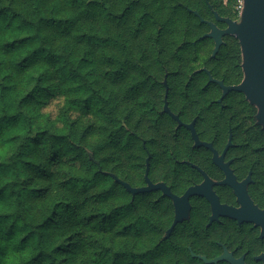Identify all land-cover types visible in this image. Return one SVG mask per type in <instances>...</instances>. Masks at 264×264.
<instances>
[{
  "label": "trees",
  "instance_id": "16d2710c",
  "mask_svg": "<svg viewBox=\"0 0 264 264\" xmlns=\"http://www.w3.org/2000/svg\"><path fill=\"white\" fill-rule=\"evenodd\" d=\"M237 1L151 0L154 10L140 15L143 0H105L113 5V10L106 13L107 22L116 28L134 22L133 37L150 32L169 12L176 19L165 29H156L155 43L163 40L166 45L159 49L156 58L141 56V65L132 66V70L139 73L138 79L124 93L121 104L135 103L123 112L113 110L109 123L114 130L107 132L106 145L103 126L88 124L84 131L96 133L87 137L86 142L91 147L84 150L81 144H75L68 151H78L66 160L67 153L57 145H62L71 130L82 127L93 114V98L88 97L78 105L59 90L44 88L45 81L34 75L42 58L54 65L61 57L45 47L38 35L21 34L30 31L31 21L21 20L13 27L24 12L10 6L27 7L33 2L45 4L49 0H0V80L13 78L15 73V82L3 85L4 92L12 93L3 103L17 109L0 115V136L14 133L8 143L0 140V159L4 158L6 149L11 151V143L19 137L34 146L32 154L36 157L23 161L22 166L29 175L21 178L18 185L13 184L11 191L10 185L0 180V226L11 221L8 233L18 235L23 231L20 245L35 251L32 259L24 264H202L191 257L190 251L207 257L219 254V251L209 252L213 249L201 250L205 246L201 242L217 240L203 236L205 204L193 203L190 222L176 226L169 238H165L173 215L169 199L159 191L133 196L119 181L131 188L145 186L147 161L149 181L165 183L174 194H181L188 186L201 181L199 172L186 162L218 177L209 150L193 147L189 131L178 127L177 122L163 112V82L168 89L169 111L183 124L195 120L199 140L221 150L231 130L232 146L227 155L234 159L239 179L247 167L261 166L264 162V130L255 124L256 108L238 92L228 93L217 103L221 89L209 82V76L226 86L242 81L238 41L224 37L217 55L212 58L214 43L202 38L209 32L207 22L225 28L223 23L215 21L214 12L222 18L238 19L234 9ZM120 5H124L122 10H118ZM96 6L97 0H90L89 7ZM62 23L68 22L40 17L41 29L59 27ZM67 32L65 28L63 34ZM173 36L178 39H171ZM184 36L187 39H183ZM173 46L171 57L161 60ZM81 63L88 61L81 58ZM126 78V72H118L110 83L120 85ZM100 112L102 108L97 109V113ZM117 114L122 119H116ZM25 117L30 120V126H25ZM42 144H48L50 151L40 161ZM101 145H104L102 149ZM250 150L254 153L250 154ZM16 155L20 157L24 153ZM81 168L91 176V181L67 173L66 179H58L62 169L79 171ZM6 172L7 166L0 165V173ZM22 195L24 200L19 199ZM13 197L17 198L14 206L9 204L13 210L5 213L3 206ZM25 202L27 208L23 206ZM19 221L25 223L19 226Z\"/></svg>",
  "mask_w": 264,
  "mask_h": 264
},
{
  "label": "clouds",
  "instance_id": "9594fccd",
  "mask_svg": "<svg viewBox=\"0 0 264 264\" xmlns=\"http://www.w3.org/2000/svg\"><path fill=\"white\" fill-rule=\"evenodd\" d=\"M89 4L90 0H76L75 3H73V0H49L45 4L33 2L27 7L20 4L10 6L17 11L23 10L24 12V15L14 22L13 27L19 25L21 20L31 21L30 31L21 34L38 35L45 42V47L55 50L61 57L60 62L54 65L45 62L43 58L40 60L34 75L40 76L45 81L43 87L59 90L66 99L76 100L78 105H82L88 97L93 98V114L84 121L82 127L72 129L62 145H57L67 153L65 155L66 160L78 151H68V148H74L75 144H81L84 150L91 147L86 142L87 137L89 134L96 133L92 130L84 131V129H87L88 124L103 126L102 134L104 145H106L109 139L107 132L114 130L113 125L109 123L114 115L113 110L123 112L125 108L130 109L135 103V101H132L126 105L121 104L124 93L138 79L139 73L133 71L132 66L141 65V56L150 57L152 60L156 58L159 49L166 47L163 40L160 44L155 43L156 29L163 30L172 25L176 19L169 12L168 16L160 19L150 32L133 37L132 33L136 26L134 22H129L120 28H116L114 24L107 22L106 13L113 10L111 3H105V0H97L96 7H89ZM100 4H103L104 7L100 8ZM143 4L144 6L139 12L140 15L144 11L154 10L151 0H143ZM123 7L124 5H120L118 10H122ZM10 16L11 12H9ZM41 16L61 22L67 21L68 23H62L59 27L54 25L52 28L41 29ZM3 23L6 24L7 20ZM65 28L68 29L67 34H63ZM37 29L41 30L37 31ZM149 36L152 37L151 40L148 39ZM171 39H178V37L173 36ZM183 39H187V36H184ZM172 52H174V46L168 48L160 59H169ZM81 58H85L88 63L82 64ZM118 72H126L127 78L120 85H112L110 80ZM73 73L76 75H73ZM105 73L108 74L107 77L104 76ZM14 76L15 73H13V78L0 80V115H7L10 109L12 112L17 110L14 105L3 103L4 98L12 95L11 92H4L3 85L14 83ZM118 105L120 106L119 109H117ZM100 108L103 109V112L97 113V109ZM116 119H122V116L117 114ZM24 124L30 126L28 117H25ZM13 134L7 132V134L0 136V140L8 143ZM104 145L100 146L101 149ZM33 147L23 137H19L11 143V151L6 149L4 158L0 159V165L7 166V172L0 173V180L10 185V191L13 184L18 185L21 178H26L29 175L22 165L25 159L36 158L32 154ZM40 151L43 155L39 157V160L42 161L50 151L49 145H40ZM17 152L24 153V155L17 157ZM253 159L256 158L253 157ZM261 167L264 168V162H262ZM65 173L81 176L83 181H91V176L87 175L83 168L79 171L62 169L58 179H66L67 175ZM16 190L20 191L18 187ZM24 191L26 195V189ZM19 199L24 200V195L20 196ZM16 200L17 198L13 197L8 204L3 206V211L5 213L12 211L13 208L9 207V204L14 206ZM23 206L27 208V202ZM24 223L25 221H19L18 225L22 226ZM8 224H11V221H8ZM8 224L0 226V264H24L25 261L32 259L35 251L32 247L25 249L24 246L20 245V237L25 233L20 231L18 235L9 234L7 231Z\"/></svg>",
  "mask_w": 264,
  "mask_h": 264
},
{
  "label": "water",
  "instance_id": "95a60500",
  "mask_svg": "<svg viewBox=\"0 0 264 264\" xmlns=\"http://www.w3.org/2000/svg\"><path fill=\"white\" fill-rule=\"evenodd\" d=\"M243 8L240 13L239 19L231 20L229 18H222L217 13L214 12V17L216 22H221L226 25L225 28L220 29L213 22H207L209 26V32L204 34L202 38H209L214 43V48L211 57L214 58L220 47L223 44V38L230 36L238 41L241 52V68L243 73L242 81L237 85L226 86L222 81H217L209 76V82L216 83L222 90L221 97L218 102L229 92H238L243 94L245 100L252 106L256 108L255 120L256 124L264 129V0H242ZM197 15L196 12H193ZM204 70V69H203ZM165 85V98L163 112L170 115L172 119L178 122V126L182 123L179 122L177 116L171 114L168 109L166 94L167 87ZM189 129L191 137L194 142L195 147H205L213 151V163L222 168L225 172L226 178L219 184L230 185L235 190L238 199L241 201L250 202L247 193L245 191L246 181L242 183H236L232 173L228 170V164H223V155L218 157L217 153L213 150L211 144L199 141L195 129L194 123L185 126ZM231 145V136H229L225 150ZM148 161L146 162L145 170V181L146 185L141 188H131L128 184L119 181L123 187L130 192L133 196L141 193H149L151 191H161L164 196L169 197L175 206V216L170 229L167 231L168 236L174 226L181 222L187 217L189 210L188 199L190 196H204L209 200L213 207L224 210V215L231 217L232 219H237L241 222L239 218L240 210H234L232 208H225L224 206H219V202L215 194L211 190L212 183L205 175L204 182L199 186L190 187L184 193L183 196L177 197L173 195L169 188H167L163 183L153 184L148 179ZM251 203V202H250ZM256 212V211H255ZM255 218L259 220L258 225L261 226V236L264 237V211H257ZM213 219V218H212ZM211 219V220H212ZM253 218L244 220L251 222ZM194 256V255H192ZM206 263H217L219 261H229L232 264H240V261H235L231 258L229 254L224 252L221 256L207 261L205 257H199ZM259 260L264 264V254L258 257Z\"/></svg>",
  "mask_w": 264,
  "mask_h": 264
},
{
  "label": "flooded vegetation",
  "instance_id": "af4514ba",
  "mask_svg": "<svg viewBox=\"0 0 264 264\" xmlns=\"http://www.w3.org/2000/svg\"><path fill=\"white\" fill-rule=\"evenodd\" d=\"M221 94H222V90H221ZM218 100L217 103H221L218 102ZM192 122L194 123V129H195V120H192ZM192 122L188 124L182 123L181 126H178V122H177V126L184 127L186 130L189 131V129H187L185 126L191 124ZM255 124H256V120H255ZM229 136H231V145L228 149L225 150ZM227 142L224 148L221 150L215 149L210 142H205V143L211 144L213 150L217 153L218 157L223 155L222 162L223 164H228V170L232 173V176L234 177L236 183H242L243 181L247 180L245 185V191L251 203L239 200L237 194L235 193V190L230 185L219 184L226 178L225 172L222 168H220L219 166L213 163V151L205 147L202 148L209 150L211 154L210 160L213 165L214 172L215 174L218 175V177L208 175L204 170L199 168L197 165L192 164L190 162H186V164L189 165L192 169H195L199 172L201 176V181L199 183L188 186L181 194L172 193L171 189L163 182H158V183H163L167 188H169L170 192L173 195L177 197H181L184 195V193L187 191L188 188L201 185L204 182V175H205L211 182H213L211 186V190L217 197L219 206H224L225 208H232L234 210H240L239 218L241 222H239L237 219H232L231 217L224 215V210L218 209L217 207H213L212 203L209 200H207L204 196H190L188 199L189 210L187 217L183 219L181 222L177 223L174 226V228L178 225H182L190 222L191 213L194 208L193 203L196 206L198 203H201L202 205L205 204L206 207L204 209H205L206 218H205V222H203L202 225L203 236L208 238L212 236L214 238H217V240H215L214 242H212L211 240L201 242V244L205 245L201 250L208 251L209 249H213V251H209V252L219 251L218 255H215L213 257H207L206 255H202V254L195 255L188 248L192 258L198 259L199 261H201L202 264H214V263H206L203 260L199 259L198 256L205 257L207 261H210L221 256L224 252H226L231 256L233 260L240 261V264H263L262 261L258 259V257L264 254V237L261 236V231H262L261 226L258 225L259 220L255 218V214L257 211H264V168H262L260 165H256L254 167L249 166L246 168L243 177L239 179V177L235 173V168L233 166L234 159L231 157L229 158L227 155L229 149L232 146L231 130L228 131ZM193 147H195L194 142H193ZM195 148H200V147H195ZM248 152L250 154L254 153V151L251 150ZM253 169H255L256 172H254ZM153 184H157V183H153ZM159 192L161 193L162 196H164L161 191ZM164 197L169 199L172 205V210H173L172 222H171L172 225L175 216V206L173 204V201L169 197L166 196ZM250 218H253L251 222L244 221ZM171 225L165 231L164 234L165 238H169L170 234L174 230L173 228L170 234L166 236L167 231L170 229ZM212 244H214V247ZM220 263L232 264L229 261H219L215 264H220Z\"/></svg>",
  "mask_w": 264,
  "mask_h": 264
},
{
  "label": "built area",
  "instance_id": "2783aa9c",
  "mask_svg": "<svg viewBox=\"0 0 264 264\" xmlns=\"http://www.w3.org/2000/svg\"><path fill=\"white\" fill-rule=\"evenodd\" d=\"M224 3L227 1V0H222ZM242 8H243V1L242 0H238L234 9H235V12L237 13V18L239 19V16H240V13L242 11Z\"/></svg>",
  "mask_w": 264,
  "mask_h": 264
},
{
  "label": "rangeland",
  "instance_id": "374dc122",
  "mask_svg": "<svg viewBox=\"0 0 264 264\" xmlns=\"http://www.w3.org/2000/svg\"><path fill=\"white\" fill-rule=\"evenodd\" d=\"M214 23V22H213ZM219 28V27H218ZM221 29V28H220ZM223 29V28H222ZM241 63H242V60H241ZM242 69V68H241Z\"/></svg>",
  "mask_w": 264,
  "mask_h": 264
}]
</instances>
